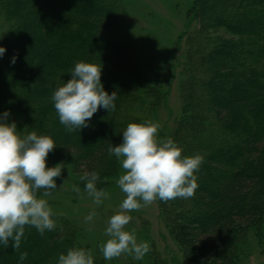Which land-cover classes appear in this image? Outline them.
Returning <instances> with one entry per match:
<instances>
[{"label": "trees", "instance_id": "obj_1", "mask_svg": "<svg viewBox=\"0 0 264 264\" xmlns=\"http://www.w3.org/2000/svg\"><path fill=\"white\" fill-rule=\"evenodd\" d=\"M192 12L197 27L185 35L182 110L170 139L203 163L191 198L157 201L186 264H239L250 234L264 228V0H197ZM125 17L118 0H0V113L10 111L22 135L52 137L47 166L63 162L56 181L71 174L83 191L85 171L99 174L98 189L113 184L121 166L110 144L122 143L129 123L148 121L138 112H158L164 102L144 81ZM80 61L102 66L101 82L118 99L114 111L100 109L88 127L68 132L51 96ZM53 218L55 229L43 235L25 226L18 250L11 240L0 245V264H19L22 252L23 264H57L69 248L88 249L74 222ZM156 254L145 264H164Z\"/></svg>", "mask_w": 264, "mask_h": 264}, {"label": "clouds", "instance_id": "obj_2", "mask_svg": "<svg viewBox=\"0 0 264 264\" xmlns=\"http://www.w3.org/2000/svg\"><path fill=\"white\" fill-rule=\"evenodd\" d=\"M6 48L0 46V58ZM16 56L11 64L16 63ZM71 79L62 82L51 96L60 124L68 132L81 131L100 109L108 112L116 109L117 92L109 94L101 82L102 66L84 61L77 62L69 70ZM10 111L0 113V245L18 250L25 226L34 227L41 235L52 231L56 224L55 213L47 199L57 191L56 178L61 177L64 163L47 166V157L56 149L55 141L47 135L31 131L25 135L17 130V124L8 122ZM158 122L129 123L122 132V143L110 144L109 155L115 156L124 173L117 180L126 198L120 203V211L107 222L105 235L108 239L100 251L106 261L121 255H131L141 261L151 250L147 241L137 240L134 231H126L131 211L150 205L155 200L167 202L176 198L189 199L198 188L197 175L203 156L182 155V149L172 139L158 138ZM99 174L85 171L80 180L85 182L84 191L93 203L101 205L109 193L96 187ZM66 181V180H65ZM65 181L63 182V187ZM73 191L80 189L73 185ZM93 210L84 219L93 221ZM22 252L19 264L27 258ZM57 264H94L92 251L85 248H69L61 253Z\"/></svg>", "mask_w": 264, "mask_h": 264}, {"label": "rangeland", "instance_id": "obj_3", "mask_svg": "<svg viewBox=\"0 0 264 264\" xmlns=\"http://www.w3.org/2000/svg\"><path fill=\"white\" fill-rule=\"evenodd\" d=\"M118 1L126 11V17L122 20L123 33L135 43L137 60L143 66L144 81L147 85L159 87L164 95L163 105L158 112L150 115L138 112L137 116L158 122L161 126L158 138L169 139L181 115L180 85L184 77L185 35L197 27L192 12L197 0ZM123 173L121 167L120 175ZM119 176L110 187L104 189L109 193V198L99 206L85 191L80 189L79 194L73 191L76 177L71 174L56 181L57 191L44 198L55 215L66 217L77 225L83 245L92 251L93 256L103 259L100 248L108 239L104 234L108 219L120 211L119 205L126 198L116 183ZM93 210L96 212L93 221L85 223L84 218ZM128 214L132 220L125 230L134 231L138 242L147 241L151 250L141 261L134 260L131 255H121L108 262L145 264L154 252L164 264H186L179 245L163 221L157 200ZM239 264H264V228L262 232L250 234L246 253Z\"/></svg>", "mask_w": 264, "mask_h": 264}]
</instances>
